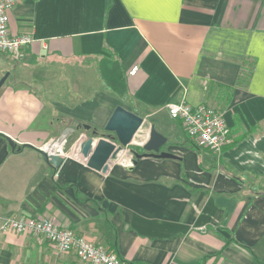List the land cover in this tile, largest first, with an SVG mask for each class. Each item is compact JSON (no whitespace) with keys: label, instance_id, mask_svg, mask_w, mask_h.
Returning a JSON list of instances; mask_svg holds the SVG:
<instances>
[{"label":"crops","instance_id":"0c3cea01","mask_svg":"<svg viewBox=\"0 0 264 264\" xmlns=\"http://www.w3.org/2000/svg\"><path fill=\"white\" fill-rule=\"evenodd\" d=\"M8 29L32 42L0 53V217L51 221L129 264H264V0H21ZM182 100L223 116L220 157L169 117ZM116 106L144 120L135 141L153 125L176 158L87 168L77 128L102 130ZM62 138L54 179L39 148ZM0 264L82 263L0 232Z\"/></svg>","mask_w":264,"mask_h":264},{"label":"built area","instance_id":"2783aa9c","mask_svg":"<svg viewBox=\"0 0 264 264\" xmlns=\"http://www.w3.org/2000/svg\"><path fill=\"white\" fill-rule=\"evenodd\" d=\"M21 0H0V53L20 59L32 39L25 34L11 35L8 29L9 12ZM138 67L129 71L133 76ZM169 117L179 121L188 140L196 147L220 157L231 144L230 129L223 116L215 109L185 101L170 102L165 106ZM65 141H48L39 150L51 158L65 156ZM0 232L42 237L60 253H73L82 264H129L114 252L89 242L75 232L63 229L55 223L39 219L0 217Z\"/></svg>","mask_w":264,"mask_h":264},{"label":"water","instance_id":"95a60500","mask_svg":"<svg viewBox=\"0 0 264 264\" xmlns=\"http://www.w3.org/2000/svg\"><path fill=\"white\" fill-rule=\"evenodd\" d=\"M5 79L6 75L0 80V87ZM143 125L144 120L141 117L122 106H116L102 130L86 128L87 135L83 137L84 139L81 140L80 137V140L75 141L85 161V166L97 173L104 174L110 163L120 155L131 156L133 165L143 158H176L162 150L166 138L157 132L153 125L150 126L145 141L135 142ZM132 145L135 148L129 149L128 147ZM43 157L54 168V179H56L65 166L66 159L51 158L47 154H44ZM88 197L90 194H84V198Z\"/></svg>","mask_w":264,"mask_h":264},{"label":"trees","instance_id":"16d2710c","mask_svg":"<svg viewBox=\"0 0 264 264\" xmlns=\"http://www.w3.org/2000/svg\"><path fill=\"white\" fill-rule=\"evenodd\" d=\"M109 6H107V8H108ZM249 75H250V70L248 69V65L245 63L244 65H243V68H242V70H241V73H240V78H241V80H246L248 77H249ZM134 110V109H133ZM89 129V130H93V129H90V127L89 126H86V125H79L78 126V128L77 129ZM63 140V138L62 139H60V141H62ZM231 145H229V146H227L225 149H227V148H229ZM195 148L198 150L199 148L198 147H196L195 146ZM224 149V150H225ZM139 151H141L140 149H139ZM47 243H49L48 241H46ZM204 263V258L201 260V261H199V262H197L196 264H203Z\"/></svg>","mask_w":264,"mask_h":264},{"label":"rangeland","instance_id":"374dc122","mask_svg":"<svg viewBox=\"0 0 264 264\" xmlns=\"http://www.w3.org/2000/svg\"><path fill=\"white\" fill-rule=\"evenodd\" d=\"M164 118H165V123H164V124H166L167 126H170V125H171V127H172V124H173L172 121H171L167 116H165V115H164ZM145 126H146V125H145ZM162 131H163V128H162ZM141 135H142V134L139 132V133L137 134V138H136V139H137V140H141V138H142ZM73 140H74V139H72V140L70 139L69 142L67 141V142H66V145L70 144V142H72ZM73 142H74V141H73ZM135 142H138V141H135ZM71 145H72V143L70 144V147H71ZM134 147H135V146H134ZM134 147H132V148H134ZM163 148H164V147H163ZM163 148H162V149H163ZM131 159H132V158H131ZM28 236H31V235H28ZM32 237H33V236H32ZM36 239H38V238H36ZM38 241H40V239H38ZM58 253H59V252H58Z\"/></svg>","mask_w":264,"mask_h":264}]
</instances>
